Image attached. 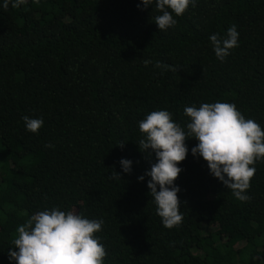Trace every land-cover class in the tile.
Instances as JSON below:
<instances>
[{"label": "trees", "instance_id": "1", "mask_svg": "<svg viewBox=\"0 0 264 264\" xmlns=\"http://www.w3.org/2000/svg\"><path fill=\"white\" fill-rule=\"evenodd\" d=\"M3 3L0 264H15L17 227L54 207L104 221L95 234L104 264H264V161L254 165L250 199L239 201L187 140L174 182L183 221L172 229L157 215L150 177L138 179L156 162L138 146L152 111L186 129L185 107L227 102L264 130V0H196L167 31L141 0ZM233 25L238 47L221 61L209 37ZM24 116L43 120L38 134ZM121 159L132 161L130 174Z\"/></svg>", "mask_w": 264, "mask_h": 264}, {"label": "clouds", "instance_id": "2", "mask_svg": "<svg viewBox=\"0 0 264 264\" xmlns=\"http://www.w3.org/2000/svg\"><path fill=\"white\" fill-rule=\"evenodd\" d=\"M25 3L26 0H4L2 7L7 9L11 4L15 9ZM141 3L145 9L155 5L154 10L159 14L154 24L160 31H167L177 24L174 16H182L190 4L195 7L196 0H141ZM238 36L233 25L227 29L226 37L220 38L218 34L209 37L217 59L224 61L230 50L238 47ZM149 63L151 61H144L145 66ZM155 66L177 71L159 61ZM184 115L190 121L186 129L174 122L167 110L152 111L138 125L143 136L138 143L139 151L149 159L154 153L156 160L150 171L138 179L143 181L145 176L150 177L149 195L167 229L179 227L183 221L178 198L180 189L174 182L182 171L178 165L188 154L187 140L198 142L191 149L193 157L203 158L210 174L239 201L250 199L246 193L256 172L254 165L264 161V130L253 119H246L234 104L218 101L199 107L187 106ZM23 121L26 130L34 134H38L44 123L40 118L28 116H24ZM119 163L124 173H131L132 161L121 159ZM110 176L121 180L115 171ZM103 223V220L88 219L55 207L39 211L17 227L18 235L12 240L14 248L8 250L9 260L15 264H104L107 252L95 235L102 230Z\"/></svg>", "mask_w": 264, "mask_h": 264}]
</instances>
